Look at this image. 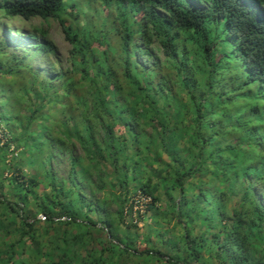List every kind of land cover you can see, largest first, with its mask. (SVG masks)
Wrapping results in <instances>:
<instances>
[{
  "label": "trees",
  "instance_id": "1",
  "mask_svg": "<svg viewBox=\"0 0 264 264\" xmlns=\"http://www.w3.org/2000/svg\"><path fill=\"white\" fill-rule=\"evenodd\" d=\"M211 2L200 8L185 0H0V18L40 20L23 44L0 28V122L14 130L11 140L27 149L21 157L33 168L25 175L14 164L12 171L20 175L6 187L15 245L29 255L0 249L1 264H35L54 255L62 264L70 247L73 261L84 258L82 264H106L107 258L134 253L133 237L120 234L133 226L126 218L133 213L141 218L134 211L139 200H133L139 192L150 199L148 211L165 200L178 223L186 226L203 216L222 226L192 241L186 229L178 237L183 264H207L195 247L203 236L217 243V255L231 250V264H264V204L237 187L245 154L250 155L246 146L257 142L245 120L254 100L251 80L232 72L227 39L237 36L239 20L233 17L234 0ZM51 20L70 45L65 61L47 39L44 25ZM37 53L58 61L40 70L30 61ZM73 142L83 156L70 153ZM56 156L68 157L66 178L51 171ZM257 166L264 174V158ZM161 168L168 185L156 197L149 184ZM4 169L0 166V194ZM210 175L219 185L207 180ZM192 177L201 179L198 191L191 183L185 189ZM37 187L48 188V194H38ZM98 193L106 198L96 199ZM34 209L42 219L31 215ZM167 214L162 212L169 219ZM38 225L45 242H36ZM97 225L106 236L95 249L89 230ZM175 258L170 264H178Z\"/></svg>",
  "mask_w": 264,
  "mask_h": 264
},
{
  "label": "rangeland",
  "instance_id": "2",
  "mask_svg": "<svg viewBox=\"0 0 264 264\" xmlns=\"http://www.w3.org/2000/svg\"><path fill=\"white\" fill-rule=\"evenodd\" d=\"M13 28L17 29L20 26V23L18 21H14L12 23ZM50 36L51 39L55 41V43L58 46V51L60 55L64 58L66 56V53L68 51L69 46L63 41L61 38L60 32L58 31V28L56 24H52V27L50 28ZM14 130L9 129L7 126L3 125L0 122V156H1V162L0 166L5 165L3 178L5 179L3 182V193L0 194V222H2V228H0V249L3 252L9 253L11 250H15L18 255L16 256H26L28 255L25 253L26 251L20 247L15 245V242L18 240V235L15 234V227H14V220L13 213L10 211L8 206H6V203L13 201L11 197L7 194L6 187L10 186V180L13 177H19L18 172H13L14 164H21L22 173L25 175H30L33 171V168L31 167L30 163L26 159H22L21 153H23V150L27 152V149L24 148L23 145L18 146L15 142L11 140V133ZM149 132V129L147 130V133ZM10 135V139L8 136ZM4 143H8L10 146L7 150H2L1 146ZM23 148V149H22ZM25 152V153H26ZM70 153L74 156H83L82 149L79 144L73 142V146H71ZM68 157L67 156H56L54 159V162H51L50 168L51 171L55 173V176L58 178H66L67 173L69 170L68 165ZM38 165H44V164H38ZM37 165V166H38ZM11 166V167H10ZM36 166V169H37ZM41 167H39V170ZM145 168H148L146 165ZM42 171H40V174ZM167 174L165 171V168L159 169L157 173L152 175L150 180V188L152 189L153 193H155L156 197H161L162 192L164 191L163 187L167 184ZM24 178V177H23ZM25 179V178H24ZM164 179V181L159 180ZM199 178L192 177L190 179H187L186 182L184 181V186L186 191L190 190L191 187H189V184L191 183L193 187H196V190L198 191L200 180ZM23 180V179H22ZM92 181H94V177L91 178ZM207 180L213 181V186L219 185V181L213 180V178L208 177ZM165 183V184H164ZM196 184V186H194ZM263 182L257 183L256 187L253 188V190H256L257 193L260 192V188ZM168 185V184H167ZM163 189V190H162ZM36 191L38 194H48L49 190L48 188L43 189L41 187H37ZM197 191L195 192L197 194ZM86 199H89V190L87 188L84 189ZM158 195V196H157ZM143 194L141 192L137 193L135 195V198H143ZM134 197V196H133ZM263 197H264V190H263ZM105 199L106 196L103 193L96 194V199ZM17 199V198H16ZM40 199V198H39ZM90 200V199H89ZM95 200V198H94ZM18 201V200H16ZM91 201L93 199L91 198ZM178 203V201H175V205ZM235 204V203H233ZM141 209L140 215L141 218H138L137 214L132 215L133 219L126 218V223H130L132 220L131 227L128 228H122V232L120 234V238L124 239L125 236L130 235L133 237L134 246L137 248L136 251L133 252H123L121 255H119L116 258L108 259L106 264H170L171 262L176 261L175 257L178 256L180 260H177L178 264H183L184 259V251L183 246L181 244L180 236L185 233V230L187 229L189 231V236L187 237V240L192 241L194 237H198L205 231V229L210 230V232L217 233L219 232V228L222 226H215L214 221H210L209 219H203V216H199V220L197 221H190L189 217L187 215L184 217V220L186 222H191L189 224L183 225L182 222H177V215L176 211L169 206H166V201H157L154 205V208L152 210H146L144 201L142 203L138 204L134 209ZM16 209V207H15ZM111 211L116 210L115 205L110 206ZM162 212L168 213L167 216L169 219H166ZM31 215H37V219H42V215L38 214L34 210H31ZM95 219V218H93ZM136 222L133 224V222ZM183 221V220H182ZM220 223V222H219ZM40 225V224H39ZM36 227V233L34 235L36 242H45L47 241V236L42 234L43 228L40 226ZM184 226L186 227L184 229ZM10 231L14 232L12 236H6L5 232ZM89 235L92 238V246L95 249L100 248L102 245H104V238L106 236L105 231H100L99 226H94L91 230H89ZM101 239L103 241L102 245L97 244V240ZM198 239V238H197ZM262 240V237H261ZM199 241V239H198ZM196 250L201 256V259L206 261L207 264H231L230 261L234 258L233 252L231 250L229 251H221L217 255V243H210L209 237L203 236L201 237V241L197 242L196 244ZM91 246L88 247L90 249ZM70 249V250H69ZM68 249V257L64 258L65 263L62 264H82L84 262V258H81L80 260L73 261L74 258H72V248L70 247ZM147 251L149 253H147ZM157 252L160 254L158 255L160 260L156 259L155 256H157ZM33 255H35V252H33ZM52 255V254H51ZM72 258V259H71ZM29 259L35 260L34 256L29 257ZM28 259V260H29ZM61 256L54 255L46 257L44 256L40 260H37L35 264H61ZM191 261V260H190ZM189 261V262H190ZM1 264V263H0ZM201 264V263H199Z\"/></svg>",
  "mask_w": 264,
  "mask_h": 264
},
{
  "label": "clouds",
  "instance_id": "3",
  "mask_svg": "<svg viewBox=\"0 0 264 264\" xmlns=\"http://www.w3.org/2000/svg\"><path fill=\"white\" fill-rule=\"evenodd\" d=\"M192 7H208L212 5L211 0H185ZM235 9L233 17L238 18L239 25L237 27V36L235 38H227L233 51V73L242 75L251 80V97L254 99L250 105L251 111L245 115V120L249 121V129L254 132L255 140L257 141L252 146H246L250 155L245 154L243 159V169L237 181V187L241 192H249L255 197H258L264 204L263 190H264V174L259 173L257 162L264 158V2L262 0H234ZM185 8V5L181 4ZM239 8L237 10L236 8ZM18 21L19 28L14 29L12 23ZM40 20L37 18L29 20H20L18 18H0L1 31L8 34L16 43L23 44L27 42V34L33 31V25H39ZM138 25H141V17L137 20ZM52 24H56L61 38L69 46L66 56L63 58L58 51V46L50 36V28ZM177 29V27H175ZM44 30L47 32V39L54 45L59 61H65L68 57L70 45L64 40L62 31L55 21H49V24L44 25ZM155 44V43H154ZM148 50V48H147ZM152 50V46L149 48ZM148 50V51H149ZM55 55H50L47 58L42 53H37L31 56V64L40 70H45L50 65L49 61H58ZM145 61V56L142 58ZM59 65H61L59 63ZM255 106L257 107L255 109ZM260 192L253 190L257 183H261ZM133 198L139 200V204L144 201V205L149 202V197ZM146 207V206H145ZM141 211V209H134Z\"/></svg>",
  "mask_w": 264,
  "mask_h": 264
}]
</instances>
